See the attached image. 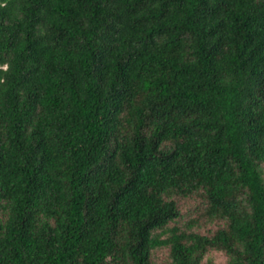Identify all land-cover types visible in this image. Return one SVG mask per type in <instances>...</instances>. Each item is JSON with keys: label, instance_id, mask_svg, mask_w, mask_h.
<instances>
[{"label": "trees", "instance_id": "trees-1", "mask_svg": "<svg viewBox=\"0 0 264 264\" xmlns=\"http://www.w3.org/2000/svg\"><path fill=\"white\" fill-rule=\"evenodd\" d=\"M159 248L264 264V0H0V264Z\"/></svg>", "mask_w": 264, "mask_h": 264}, {"label": "rangeland", "instance_id": "rangeland-1", "mask_svg": "<svg viewBox=\"0 0 264 264\" xmlns=\"http://www.w3.org/2000/svg\"><path fill=\"white\" fill-rule=\"evenodd\" d=\"M178 203L182 211V217L178 224H185L189 220H195L196 224L193 229L203 234H208L220 227V222H208L202 215V200L200 197L194 196L190 198H178ZM227 256L224 253L211 251L209 252L203 264H226ZM154 264H171L168 248H159L152 255Z\"/></svg>", "mask_w": 264, "mask_h": 264}]
</instances>
